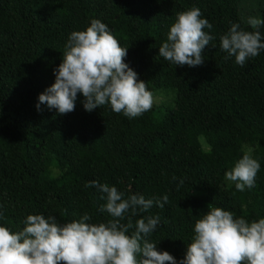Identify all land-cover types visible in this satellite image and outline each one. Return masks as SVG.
Here are the masks:
<instances>
[{
  "label": "trees",
  "instance_id": "obj_1",
  "mask_svg": "<svg viewBox=\"0 0 264 264\" xmlns=\"http://www.w3.org/2000/svg\"><path fill=\"white\" fill-rule=\"evenodd\" d=\"M240 0H0V225L20 231L29 214L60 224L88 214L92 223L106 194L90 181L145 199L168 196L163 208L138 210L135 221L159 216L148 237L179 264L195 220L209 206L248 221L264 218V50L243 65L220 47L240 18ZM199 8L214 37L199 66H175L159 56L176 13ZM92 19L107 24L138 79L170 90L173 107L153 105L128 118L110 105L88 112L78 94L75 110L59 114L36 104L55 81L69 34ZM264 20V0L261 18ZM259 31L264 36V25ZM203 139L207 148L200 145ZM253 148L260 163L255 185L238 191L225 173ZM183 181V183H181ZM128 223V216L121 220ZM133 229H130L129 234Z\"/></svg>",
  "mask_w": 264,
  "mask_h": 264
},
{
  "label": "clouds",
  "instance_id": "obj_2",
  "mask_svg": "<svg viewBox=\"0 0 264 264\" xmlns=\"http://www.w3.org/2000/svg\"><path fill=\"white\" fill-rule=\"evenodd\" d=\"M247 24L252 31L233 23L220 36L222 50L241 66L264 50V36L259 31L264 20L249 17ZM211 28L199 8L177 12L166 41L159 46V56L175 66L202 65L205 48L214 39L204 29ZM127 49L99 19H92L84 30L72 31L62 60L53 69L54 83L38 95L37 110L43 104L66 115L75 110L77 96L82 94L88 112L110 105L115 113L135 118L149 111L153 93L125 62ZM259 169L260 163L245 152L225 178L238 191H244L255 185ZM86 186L106 194L101 197L106 203L100 211L112 219L92 223L91 216L84 214L79 220L60 224L53 216L29 214L20 231L0 225V264H177L170 252L158 250L157 243L148 239L160 223L159 216L140 218L134 225L131 219L138 210L146 211L154 204L163 208L167 195L162 201L140 194L125 198L123 192L106 183L93 180ZM126 216L128 223H121ZM193 232L179 264H264V218L248 221L221 207L209 206L195 220Z\"/></svg>",
  "mask_w": 264,
  "mask_h": 264
},
{
  "label": "rangeland",
  "instance_id": "obj_3",
  "mask_svg": "<svg viewBox=\"0 0 264 264\" xmlns=\"http://www.w3.org/2000/svg\"><path fill=\"white\" fill-rule=\"evenodd\" d=\"M238 10L240 18L243 22L247 23L249 17L261 18V0H240L238 3ZM148 89L153 93L154 103L153 105L162 106V110H167L173 107V94L170 90L164 88H155L151 84L147 83ZM200 145L203 148L208 146L205 144L204 140L200 139ZM245 152L252 155L253 148L249 146L244 147ZM231 181L226 180V184H230Z\"/></svg>",
  "mask_w": 264,
  "mask_h": 264
}]
</instances>
